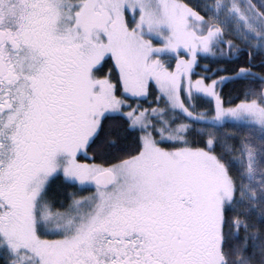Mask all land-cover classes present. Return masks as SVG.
Returning <instances> with one entry per match:
<instances>
[{
	"label": "snow or ice",
	"instance_id": "1",
	"mask_svg": "<svg viewBox=\"0 0 264 264\" xmlns=\"http://www.w3.org/2000/svg\"><path fill=\"white\" fill-rule=\"evenodd\" d=\"M0 264H264V0H0Z\"/></svg>",
	"mask_w": 264,
	"mask_h": 264
},
{
	"label": "trees",
	"instance_id": "2",
	"mask_svg": "<svg viewBox=\"0 0 264 264\" xmlns=\"http://www.w3.org/2000/svg\"><path fill=\"white\" fill-rule=\"evenodd\" d=\"M237 92V89L233 85H227L224 88L225 98L227 99L229 94L232 96H235Z\"/></svg>",
	"mask_w": 264,
	"mask_h": 264
}]
</instances>
